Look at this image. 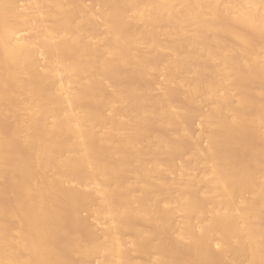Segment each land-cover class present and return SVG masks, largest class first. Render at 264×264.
Instances as JSON below:
<instances>
[{"label":"bare ground","instance_id":"bare-ground-1","mask_svg":"<svg viewBox=\"0 0 264 264\" xmlns=\"http://www.w3.org/2000/svg\"><path fill=\"white\" fill-rule=\"evenodd\" d=\"M18 1L0 264H264V0Z\"/></svg>","mask_w":264,"mask_h":264},{"label":"rangeland","instance_id":"rangeland-1","mask_svg":"<svg viewBox=\"0 0 264 264\" xmlns=\"http://www.w3.org/2000/svg\"><path fill=\"white\" fill-rule=\"evenodd\" d=\"M83 1H86L87 3H90L91 4V1L90 0H83ZM23 3V0H19L18 1V4H22ZM24 33V32H23ZM203 109H204V107H203ZM196 119V118H195ZM194 119V120H195ZM196 121V120H195ZM197 122V121H196ZM196 122H193L194 123V126H196V127H198L197 125H198V123H197V125H196ZM193 125V124H192ZM194 126L192 127V130H193V132H195V129H194ZM197 129H200V127L199 128H197ZM196 132H197V130H196ZM85 213V212H84ZM86 214H88V213H86Z\"/></svg>","mask_w":264,"mask_h":264}]
</instances>
